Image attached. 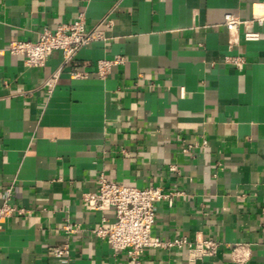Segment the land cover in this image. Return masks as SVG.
Wrapping results in <instances>:
<instances>
[{"label":"crops","instance_id":"0c3cea01","mask_svg":"<svg viewBox=\"0 0 264 264\" xmlns=\"http://www.w3.org/2000/svg\"><path fill=\"white\" fill-rule=\"evenodd\" d=\"M86 17L104 40L79 51L52 95L62 55L42 68L7 52L44 29ZM264 0H0V207L29 213L1 222L0 264H128L92 231L112 211L86 208L98 176L181 192L156 206L152 235L211 238L217 255L196 264H264ZM260 34L245 41L247 31ZM242 57L245 65L226 64ZM123 57L105 80L97 63ZM72 72H87L86 80ZM125 151V154L122 152ZM187 150V151H186ZM176 165L178 172H171ZM67 225L79 231L67 234ZM69 246L68 259L50 250ZM189 250L148 249L143 264H189Z\"/></svg>","mask_w":264,"mask_h":264},{"label":"built area","instance_id":"2783aa9c","mask_svg":"<svg viewBox=\"0 0 264 264\" xmlns=\"http://www.w3.org/2000/svg\"><path fill=\"white\" fill-rule=\"evenodd\" d=\"M254 22L262 26L264 16L256 18L254 21H244L230 14L224 18L226 30L233 36L237 35L241 26L249 28ZM104 25L111 27L113 24L109 21L107 24H101L96 30L87 32L86 17L84 14H80L74 22L61 24L54 31L44 29L36 42H12L7 48V52L22 57L26 66L30 68H42L51 55L60 53L62 55V67L45 84L48 94L52 95L61 71L71 64L79 51L94 41L104 40V35L100 29ZM244 38L247 42L258 41L260 34L248 30ZM225 62L236 68L245 65V59L239 56L227 57ZM125 64L126 60L123 57L113 60H100L97 63V76L105 80L114 67ZM70 76L75 80H86L89 74L87 72H72ZM122 152L125 154L124 150ZM170 171L178 172V167L172 165ZM97 182V191L84 196L86 208L94 212L112 211L116 216V221L112 224L104 221L92 231V234L106 241L114 255L126 252L128 264H143L142 257L148 249L173 251L188 248L189 264H196L198 261L210 259L217 255L221 245L211 238H197L194 242H189L186 238L163 241L152 235V229L157 218L156 206L162 202H167L169 207H173L175 198L183 195L181 192L165 193L162 188L153 186L142 189L130 187L111 181L104 173L98 176ZM0 198H2L1 195ZM10 198L9 191L6 201L0 207V229L3 220L14 215L23 216L29 213L22 208L11 205L9 203ZM64 231L67 234H72L78 232L79 228L67 225ZM50 253L51 256L59 260L68 259L70 255L69 246L53 248Z\"/></svg>","mask_w":264,"mask_h":264}]
</instances>
